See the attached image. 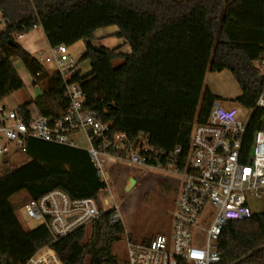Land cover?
<instances>
[{
    "label": "trees",
    "instance_id": "16d2710c",
    "mask_svg": "<svg viewBox=\"0 0 264 264\" xmlns=\"http://www.w3.org/2000/svg\"><path fill=\"white\" fill-rule=\"evenodd\" d=\"M263 8L264 0H0V102L24 88L13 64L18 59L40 88L35 99L19 106L24 113L35 105L43 116L58 117L68 106L66 83H77L84 108L110 124L112 135L125 134L131 141L140 134L147 137L154 149L150 168L168 165L170 154L181 148L182 169L194 121L205 123L213 103L223 101L204 85L208 72L229 71L240 87L234 102L255 108L264 89V74L257 68ZM111 26L129 54L95 45V32ZM35 27L42 29L50 48L83 42L78 65L88 61L90 73L78 71L67 82L49 73L16 42ZM117 61L121 64L115 67ZM259 130L264 131V109L251 115L246 146ZM23 156L26 163L0 175V264H24L48 245L63 264H117L112 247L125 236V228L121 221L111 225L115 210L103 211L99 200L107 185L87 152L29 140ZM56 189L73 199L98 202L100 217L87 242L85 228L52 243L45 227L25 230L17 219L14 196L38 199ZM122 217L128 224L127 215ZM126 237L134 242L133 234ZM218 252L219 264H264L262 217L228 223Z\"/></svg>",
    "mask_w": 264,
    "mask_h": 264
},
{
    "label": "built area",
    "instance_id": "2783aa9c",
    "mask_svg": "<svg viewBox=\"0 0 264 264\" xmlns=\"http://www.w3.org/2000/svg\"><path fill=\"white\" fill-rule=\"evenodd\" d=\"M3 25L0 19V28ZM50 52L51 57L45 59L39 55V62L52 63L55 73L67 82L78 72V60L65 45ZM260 66L264 69V43ZM65 97L68 106L56 118L43 116L35 105L29 106L27 113L20 107L4 111L0 106V160L10 154L24 155L29 140L79 149L74 137L81 134L88 144L85 151L104 182L110 167L124 163L171 175L173 179L166 180L175 194L170 234L141 243L126 237V264H219L218 241L228 223L259 215L264 225V131H257L249 146L245 143L252 113L264 109V89L246 122L238 119L235 106L227 107L220 101L213 103L205 123L194 121L182 169L178 165L181 148L170 154L168 165L150 168L154 149L147 137L140 134L131 141L125 134L112 135L110 124L84 108V94L77 83H66ZM100 204L103 211L115 210L108 200L101 198ZM23 210L30 221L47 229L52 243L100 217L96 200L73 199L60 189L29 199ZM118 221L123 222L120 213H115L111 225ZM199 235L202 242H198ZM24 264L63 262L48 245Z\"/></svg>",
    "mask_w": 264,
    "mask_h": 264
},
{
    "label": "rangeland",
    "instance_id": "374dc122",
    "mask_svg": "<svg viewBox=\"0 0 264 264\" xmlns=\"http://www.w3.org/2000/svg\"><path fill=\"white\" fill-rule=\"evenodd\" d=\"M1 29L2 28H0V30ZM34 42L35 47H37V50L40 51L42 42H39L37 39H35ZM49 49L50 48L48 44L45 45L44 49H42L45 52L43 57L44 59L47 57H51ZM80 50V46L75 47L74 49L70 48L69 53L74 57L76 54H79L78 52ZM38 51H35L34 53V57L36 59H39V55H37ZM13 64L22 75V65L20 60L15 59L13 61ZM120 64L121 63L117 61L114 63V66L118 67ZM43 66L49 69L52 73H55L52 63H44ZM257 68H259L261 73L264 74V69L261 66L258 65ZM205 84L211 86L214 95L223 100L220 102L224 106H235L237 108L238 119L241 122L247 121L251 113L249 110L241 108L234 102L235 99L240 95V87L228 71H224L220 74H212L208 72ZM30 90L31 88L26 86V88H23L22 91H19L17 94H13L12 96H9L8 98L0 102V106L3 107L4 111H9L17 108L22 102L30 101ZM74 140L77 143L79 149L86 150L88 148V144L86 143L83 135L80 134L74 137ZM27 161L28 159L26 156L19 154H10L7 159V165L3 164L4 158L0 160V175L3 174L7 169L21 166ZM141 171L142 169H134L133 167H130L125 163L119 165L118 167H110L105 182L107 188L105 192L100 196V199L103 198V200H108L111 203L112 208L115 209L116 213H120V206L122 215L126 214L128 217V224H126L124 221L122 222L125 228V236L127 234V229L133 227V230L135 231L132 238L134 242L137 243H141L143 242V240L151 239L157 235L168 236L170 234V213L173 210V203L175 200V194L166 181L167 179H164L163 177L152 172L143 173ZM136 178H139L140 182H138L137 186H132L129 183V180H137ZM150 179L158 181V184L153 187V190L148 191V182ZM127 187H129L130 192L126 191ZM128 194H130L131 196L129 203L126 202V197ZM28 200L29 197L25 193H20L14 196L11 199V202L14 206L16 217L22 227L25 230H33L37 228L39 224L37 222L30 221L24 213L23 205ZM140 200H142V204L139 205V208H137ZM256 205L259 209L260 203H257ZM84 228V242H87L91 237L92 224H89ZM125 236L121 237V240L115 243L112 247V254L115 256L117 264H126ZM202 241L203 237L199 235L198 242Z\"/></svg>",
    "mask_w": 264,
    "mask_h": 264
},
{
    "label": "crops",
    "instance_id": "0c3cea01",
    "mask_svg": "<svg viewBox=\"0 0 264 264\" xmlns=\"http://www.w3.org/2000/svg\"><path fill=\"white\" fill-rule=\"evenodd\" d=\"M118 33V29L115 26H111L105 29H101L95 32V38H96V43L95 45H102L108 49H114V48H119V52L123 53V54H129L130 53V48L128 45L125 44L124 40L121 39H117L115 37V35ZM35 39H37L39 42L41 41L42 44L40 47V51L37 50V47H35ZM16 42L25 50L27 51L31 56L34 57V53L35 51H38L37 55H42L44 57L45 52L42 50L45 48V45H47L48 43L46 42V37L42 31L41 28H35L33 31H31L30 33L24 35V36H20L17 38ZM44 42V43H43ZM80 46L81 50L78 52L79 54H76L74 57L78 60L79 57L81 56V54L84 52L85 50V45L83 42H78L75 45L68 47L69 49L71 48H75ZM34 48V50H33ZM50 48V47H49ZM51 48L49 49L50 52ZM51 53V52H50ZM22 65V63H21ZM18 75L20 76L21 80L24 83V88H26V86L30 87V101L35 99L39 94H40V88L37 86H33L32 84V78L30 77V75L28 74L27 70L24 68V66L22 65L21 71H22V75L20 74L19 70L16 68V66L14 65ZM47 69V68H46ZM90 63L88 61L83 62L82 64L79 65V69L78 71L81 73L82 76L87 75L90 73ZM48 72L52 73L49 69H47ZM227 71V70H224ZM224 71L220 72L223 73ZM229 72V71H228ZM211 73V72H210ZM220 73H212V74H220ZM230 73V72H229ZM231 74V73H230ZM208 73L205 75V79H204V85L213 93V90L211 88V86H208L205 84V80L207 77ZM23 90V89H22ZM20 90V91H22ZM19 92V91H18ZM18 92H15L13 94H17ZM12 94V95H13ZM214 94V93H213ZM10 95V96H12ZM29 102V101H28ZM24 103H27V101L22 102L19 106L23 105ZM18 106V107H19ZM17 107V108H18ZM145 194V192H144ZM143 194V195H144ZM143 199V197H142ZM142 200H140L137 208H139V205L142 204L141 202ZM136 208V209H137ZM135 229V227H134ZM134 231H132V234H134Z\"/></svg>",
    "mask_w": 264,
    "mask_h": 264
},
{
    "label": "water",
    "instance_id": "95a60500",
    "mask_svg": "<svg viewBox=\"0 0 264 264\" xmlns=\"http://www.w3.org/2000/svg\"><path fill=\"white\" fill-rule=\"evenodd\" d=\"M132 167H133L134 169H142L141 167H136V166H132ZM117 171H118V170H117ZM117 171H116V173H117ZM129 183H130L132 186H137V185H138V180H133V179H131V180H129ZM157 184H158V181L153 180V179H150L149 182H148V191L153 190V187H154L155 185H157ZM130 199H131V196H130V194H128L127 197H126V202L129 203ZM132 231H133V227L128 228V229H127V234H131Z\"/></svg>",
    "mask_w": 264,
    "mask_h": 264
},
{
    "label": "bare ground",
    "instance_id": "6f19581e",
    "mask_svg": "<svg viewBox=\"0 0 264 264\" xmlns=\"http://www.w3.org/2000/svg\"><path fill=\"white\" fill-rule=\"evenodd\" d=\"M141 172H143V173H150V172H152V173H155V174H157V175L163 177L164 179H169V180H172V179H173L171 175H169V174H167V173H164V172H161V171H158V170H155V169H147V168H144V169H142ZM129 185H130V184H129ZM126 191H127V192H130L129 187L126 188ZM119 211H120L121 218H122V220H123L120 206H119Z\"/></svg>",
    "mask_w": 264,
    "mask_h": 264
}]
</instances>
